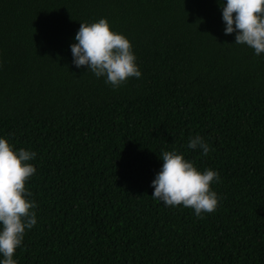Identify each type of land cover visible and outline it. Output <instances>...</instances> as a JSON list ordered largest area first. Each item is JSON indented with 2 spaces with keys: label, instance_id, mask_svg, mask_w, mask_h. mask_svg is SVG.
Returning <instances> with one entry per match:
<instances>
[{
  "label": "trees",
  "instance_id": "trees-1",
  "mask_svg": "<svg viewBox=\"0 0 264 264\" xmlns=\"http://www.w3.org/2000/svg\"><path fill=\"white\" fill-rule=\"evenodd\" d=\"M102 17L142 73L117 89L72 64ZM223 28L218 0H0V136L37 153L18 264H264V54ZM173 149L219 172L214 212L151 197Z\"/></svg>",
  "mask_w": 264,
  "mask_h": 264
},
{
  "label": "clouds",
  "instance_id": "clouds-1",
  "mask_svg": "<svg viewBox=\"0 0 264 264\" xmlns=\"http://www.w3.org/2000/svg\"><path fill=\"white\" fill-rule=\"evenodd\" d=\"M225 35L235 34V44L246 45L254 55L264 54V0H218ZM70 45L72 64L86 66L96 78L113 89L129 78L142 76L130 40L112 30L107 18L80 23ZM187 148L210 151L209 143L200 135L188 139ZM37 153L15 148L9 139L0 136V264H18L14 253L22 245L26 230L37 224L36 202L26 182L36 173L33 161ZM163 161L150 186L151 197L163 206L191 208L198 218L216 210L221 199L211 187L219 182L215 169L201 171L184 153L163 151Z\"/></svg>",
  "mask_w": 264,
  "mask_h": 264
}]
</instances>
